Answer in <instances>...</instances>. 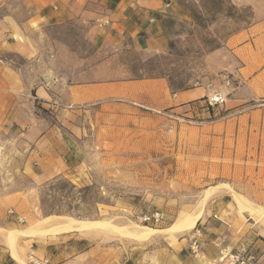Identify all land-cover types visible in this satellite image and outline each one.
I'll return each mask as SVG.
<instances>
[{
    "label": "rangeland",
    "instance_id": "1",
    "mask_svg": "<svg viewBox=\"0 0 264 264\" xmlns=\"http://www.w3.org/2000/svg\"><path fill=\"white\" fill-rule=\"evenodd\" d=\"M260 22L264 0H174L165 22V48L128 54L133 72L127 77L139 82L133 97L56 110L69 156L62 173L36 182L23 172V135H16L9 148L0 146L1 252L19 264L3 234L15 230L16 252L25 264L30 256L41 257L36 251L44 246L55 255L66 236L80 243L78 248L89 244L67 264H229L221 259L222 250L230 254L241 247L253 255L245 264H264L248 244L247 232L219 249L211 241L219 220L228 227L238 215L246 223L247 201L229 177L216 174L215 120L217 112L221 115L205 95L223 85L221 73L215 75V48ZM47 35L46 47L61 50L60 71L76 57L81 66L82 58L93 55L82 24L53 28ZM217 58L222 71L220 53ZM53 69H46L48 81L55 80ZM188 89L191 99L184 96ZM51 111L41 109L48 116ZM223 162L230 168L229 157ZM199 212L193 226L183 228ZM261 213L256 210L254 216L259 224ZM49 215L61 219L46 220ZM62 216L105 221L109 227L92 233H33L63 221ZM142 225L158 231L136 238L133 230Z\"/></svg>",
    "mask_w": 264,
    "mask_h": 264
},
{
    "label": "crops",
    "instance_id": "2",
    "mask_svg": "<svg viewBox=\"0 0 264 264\" xmlns=\"http://www.w3.org/2000/svg\"><path fill=\"white\" fill-rule=\"evenodd\" d=\"M173 5L174 0H0V146L9 148L16 135H23V172L42 182L66 169L69 156L57 109L135 95L139 82L127 77L133 72L128 54L165 48V22ZM73 23L87 28L93 55L82 58L81 66L76 57L63 72L57 63L61 50L46 47L47 30ZM215 53V75L221 73L223 81L215 89L225 96L215 120L216 174L238 187L247 210L246 223L238 215L228 227L219 220L211 241L219 249L247 232L248 244L264 261V22L233 33ZM48 66L55 80L48 81ZM191 91H183L186 99ZM47 106L52 115L41 112ZM228 157L230 168L223 162ZM256 210L262 212L261 224L254 219ZM71 239L64 237L55 255L47 246L36 252L67 264L89 249ZM0 264L14 262L0 250Z\"/></svg>",
    "mask_w": 264,
    "mask_h": 264
},
{
    "label": "bare ground",
    "instance_id": "3",
    "mask_svg": "<svg viewBox=\"0 0 264 264\" xmlns=\"http://www.w3.org/2000/svg\"><path fill=\"white\" fill-rule=\"evenodd\" d=\"M234 194V192H233ZM236 194V193H235ZM207 198V197H206ZM241 200V199H240ZM242 201V200H241ZM244 203V202H243ZM242 205V204H241ZM245 208V207H244ZM249 209V208H248ZM260 209V208H259ZM56 218L59 217L61 219V216H55V215H49L47 216L45 219H52V218ZM200 217V212L195 214L194 216H191L187 222H183V228L184 225L188 228H191V226H193V224L199 219ZM54 218V219H55ZM64 218V219H63ZM53 219V220H54ZM62 220L61 222H56L55 224H52L48 229L46 230H39L37 232H33L31 231V235L32 232L36 234L37 237H40L42 235H44L45 232L50 233V234H60V233H65V232H70V231H78V232H84V233H92L93 231H98L96 229L100 228V227H109L108 222L105 221H87V220H81V219H75L72 217H64L62 216ZM181 225V226H182ZM116 229V227H114ZM181 228V229H183ZM114 229V230H115ZM176 229V228H175ZM121 230V229H119ZM170 230V228H169ZM173 230V229H172ZM178 230V229H177ZM187 230V229H185ZM3 231V230H2ZM30 231V230H29ZM102 231V230H101ZM104 231V230H103ZM108 231V230H107ZM118 231V230H116ZM158 230L154 229V228H150L148 226L142 225L140 228H137L135 230H133V235L138 238V237H142V236H148L149 234H153L155 232H157ZM161 231V230H160ZM167 231V230H166ZM23 234L26 231H22ZM28 233V231H27ZM127 233V232H126ZM125 233V234H126ZM130 233V232H129ZM4 237H5V241L6 243L9 245V247L11 248V252L12 255L14 256V258H16V260H18L19 264H25L24 261H22L16 252V248H15V230H8V231H3ZM132 235V233H131ZM15 238V239H14Z\"/></svg>",
    "mask_w": 264,
    "mask_h": 264
},
{
    "label": "built area",
    "instance_id": "4",
    "mask_svg": "<svg viewBox=\"0 0 264 264\" xmlns=\"http://www.w3.org/2000/svg\"><path fill=\"white\" fill-rule=\"evenodd\" d=\"M206 99L209 105H213V104L223 103L225 97L222 96L219 92L214 91L212 92V94L207 95ZM198 246L199 245L197 239H194L192 241L191 247L196 249ZM240 249L241 250L230 254L226 250H222L221 259L227 258L229 264H245L246 261H250L251 259H253V255L249 254L245 247H241ZM30 258H31L30 264H52L51 258L49 256H43V257L30 256Z\"/></svg>",
    "mask_w": 264,
    "mask_h": 264
}]
</instances>
